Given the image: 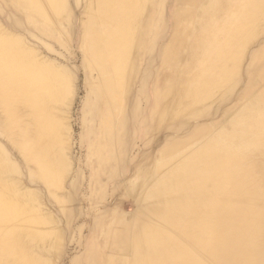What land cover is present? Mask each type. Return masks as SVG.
<instances>
[{"label": "bare ground", "instance_id": "6f19581e", "mask_svg": "<svg viewBox=\"0 0 264 264\" xmlns=\"http://www.w3.org/2000/svg\"><path fill=\"white\" fill-rule=\"evenodd\" d=\"M165 2L0 0V264H57L74 228L75 76L81 191L116 182L124 108L146 87L158 149L133 210L117 198L92 220L103 246L72 264H264V0H172L166 22Z\"/></svg>", "mask_w": 264, "mask_h": 264}, {"label": "rangeland", "instance_id": "374dc122", "mask_svg": "<svg viewBox=\"0 0 264 264\" xmlns=\"http://www.w3.org/2000/svg\"><path fill=\"white\" fill-rule=\"evenodd\" d=\"M171 1L172 0H166L164 4L165 22L168 21L171 15ZM73 90L74 94L72 96L68 114V120L73 128L69 132V139L71 145V157L76 160L75 164L72 166L73 169L71 168L72 175L74 171H78L80 176L77 182L80 188L78 194L79 197L77 196L79 201L78 210L80 211L75 217L73 223L74 228L68 233L69 237H66L64 250L60 252L57 264H72L74 258L83 261L85 252L94 248L97 241L103 246L100 231L92 230V220L103 216L104 214H101L108 207H111L117 198L120 211L124 215L129 214L133 210L134 201L133 196L131 195L133 191L132 184L134 182L141 185L149 183L148 178H135L136 176H140L138 162L143 160L146 153H155L158 149L157 146L154 145L155 142L150 144L148 150L143 146V141L146 139L147 119L150 115L149 109L152 102L149 87H146L144 97H139L138 100H129L127 106L124 108L126 111L125 115L129 117V121L127 118L126 124L120 129V164L117 166L118 176L116 182H108L105 174H102L100 177V184H102L103 189L97 192L99 190L97 188L88 196L84 191H81L82 187L87 185L91 177L88 166H86L89 148L84 141L86 134L83 133L81 125L83 115L82 107L86 93L83 76L74 77ZM253 91L256 92V89ZM134 103H136V110L135 112H131L130 110ZM129 114L131 116H129ZM95 136H99L98 132H96ZM159 140L160 139L157 138V141ZM72 175L67 178V181L71 180ZM114 186L117 188V193L113 196L112 192Z\"/></svg>", "mask_w": 264, "mask_h": 264}]
</instances>
